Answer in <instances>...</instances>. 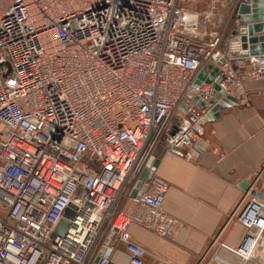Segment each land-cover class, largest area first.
<instances>
[{"label": "built area", "instance_id": "obj_1", "mask_svg": "<svg viewBox=\"0 0 264 264\" xmlns=\"http://www.w3.org/2000/svg\"><path fill=\"white\" fill-rule=\"evenodd\" d=\"M200 1L199 11L198 0H0V264H119L114 243L144 264L132 224L175 236L163 182L132 196L143 170L159 145L201 161L206 115L264 77V57L241 56L229 35L227 3ZM216 54L219 73L197 84ZM235 217L240 264H264V202L245 194Z\"/></svg>", "mask_w": 264, "mask_h": 264}, {"label": "crops", "instance_id": "obj_2", "mask_svg": "<svg viewBox=\"0 0 264 264\" xmlns=\"http://www.w3.org/2000/svg\"><path fill=\"white\" fill-rule=\"evenodd\" d=\"M243 0H227L225 15L229 35ZM238 103L222 111L221 119L208 123L199 143L201 161L164 154L154 176L167 186L165 211L180 222L172 238L132 224L133 240L145 248L144 264H240L236 249L245 228L232 219L264 163V77L238 83ZM264 193V180L256 185ZM113 260L127 264L128 252L114 243Z\"/></svg>", "mask_w": 264, "mask_h": 264}, {"label": "water", "instance_id": "obj_3", "mask_svg": "<svg viewBox=\"0 0 264 264\" xmlns=\"http://www.w3.org/2000/svg\"><path fill=\"white\" fill-rule=\"evenodd\" d=\"M241 1V0H238ZM238 8L237 18L235 19V26H233V34L232 38L236 41L237 44L240 45V55L243 57H264V0H243L238 6V2L235 5L236 10ZM218 54L214 55L213 60L216 61V66L213 63L208 65V69L212 70L210 76H207V71H202L197 80V84H200L202 81L206 80L207 83L212 82L213 78L220 71V67L222 66V62L217 61ZM10 69V66L7 65ZM227 67V66H226ZM220 79L218 80V83ZM216 83V98H220L222 94L221 88ZM197 102V105L200 109L205 107L203 102L198 101L196 98L193 99ZM238 103V99L236 98H228L226 100L220 101L211 111L206 115L208 123H212L214 121H218L221 119L222 111L225 108H230L234 104ZM172 135L177 132L175 127L171 129ZM164 148L162 145H159L152 158L149 160L147 167L143 170L139 182L137 184V188L133 191L132 196H141L138 189L142 186V183L145 180H149L154 177V173L156 168L160 162V159L164 155ZM243 190L246 194H250L255 198L264 202V193L260 190H257L256 186L252 183L251 179H247L245 183L242 185ZM74 213L71 210H67L65 214V219L57 225L54 229V233L52 238L54 239L56 236H62L68 229L69 219L73 218ZM114 232H111L104 242V247L101 250L100 255H104L106 258H109L112 254V250L109 246L114 239Z\"/></svg>", "mask_w": 264, "mask_h": 264}, {"label": "rangeland", "instance_id": "obj_4", "mask_svg": "<svg viewBox=\"0 0 264 264\" xmlns=\"http://www.w3.org/2000/svg\"><path fill=\"white\" fill-rule=\"evenodd\" d=\"M220 2H221V4L222 3H226L227 2V0H219ZM208 3L207 2H203V1H200V0H198V3L197 4H195V5H191V9H193V10H204V9H206L207 7H208ZM220 5V4H219ZM219 11H221V12H224L225 11V8H223L222 6L219 8ZM0 215H2V212H0ZM234 220H237V217H235V218H233ZM237 222H238V220H237ZM119 221H117V225H119ZM239 223V222H238ZM134 225H136V224H134Z\"/></svg>", "mask_w": 264, "mask_h": 264}]
</instances>
